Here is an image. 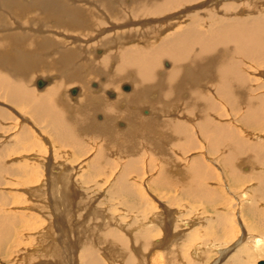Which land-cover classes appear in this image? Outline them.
Instances as JSON below:
<instances>
[{
    "label": "bare ground",
    "instance_id": "1",
    "mask_svg": "<svg viewBox=\"0 0 264 264\" xmlns=\"http://www.w3.org/2000/svg\"><path fill=\"white\" fill-rule=\"evenodd\" d=\"M34 152L38 165L9 163ZM10 177L48 198L40 218L0 192V255L16 249L18 264H178L199 201L216 212L206 234L223 235L185 264H251L264 253V0H0V188ZM231 182L254 185L236 218ZM244 212L257 229L239 230Z\"/></svg>",
    "mask_w": 264,
    "mask_h": 264
},
{
    "label": "rangeland",
    "instance_id": "2",
    "mask_svg": "<svg viewBox=\"0 0 264 264\" xmlns=\"http://www.w3.org/2000/svg\"><path fill=\"white\" fill-rule=\"evenodd\" d=\"M72 90V89H71ZM76 97V96H75ZM243 132V131H242ZM241 132V133H242ZM10 134V133H9ZM36 134V133H35ZM261 133L259 132V134L258 133H253V131L251 132L250 130H248V131H246L245 133H243L242 135H243V137H245V138H247L248 140H253L254 139V136H256V137H258L259 135H260ZM254 135V136H253ZM10 136H11V134H10ZM39 135L37 134V137H38ZM41 139V138H40ZM42 140V139H41ZM64 151L66 152L67 151V149H64V150H61L60 148H59V159H63V156H64ZM70 153V152H69ZM71 154V153H70ZM37 155H40V154H38L37 152L35 153H23L21 156H18V155H16L15 157H14V159H10L11 160V162H9L11 165L13 164V165H16V164H20V163H24V164H26V163H29V164H31V165H33V164H39L42 160H44L45 158H43V156L44 155H42L41 157H39V156H37ZM29 156V157H28ZM30 157H31V160H30ZM33 157V158H32ZM69 157H72L71 155L69 156ZM69 157H67V158H64L63 160L64 161H66L67 163L68 162H72L71 164L73 165V166H76L77 165V160L79 159V157L77 156H75L74 157V159L76 158V161L74 162V159H71V158H69ZM35 158V159H34ZM38 160H37V159ZM40 158V159H39ZM43 158V159H42ZM22 159V160H21ZM70 159H71V161H70ZM14 160V161H13ZM16 160V161H15ZM36 160V161H35ZM62 160V161H63ZM18 161H20V163L18 162ZM80 160H78V162H79ZM13 162V163H12ZM18 162V163H17ZM16 163V164H15ZM213 167V166H212ZM224 169V168H223ZM255 169V168H254ZM255 170H253V172H254ZM43 179H45L46 180V177H44ZM20 179L19 178H17V177H15V178H12V177H10V178H8L7 179V183H8V185H5V187H1L0 188V192H4V193H6V191H7V193H8V195L9 196H11V200H12V202H14V205L12 206V209L11 210H13V211H25V210H27L29 213H34L32 210H34L35 208V210L34 211H36L35 212V215H39L40 213H38V209L39 208H41L42 209V207L45 205V206H47V204H48V198H46L47 196H45V197H43V196H40V197H38V196H34V195H32L31 193L29 194H27L25 191H24V189L25 188H27V187H23V186H21V185H19L18 183V181H19ZM226 181H225V178H223L222 177V181H221V183L220 182H218V181H216V182H214V185H215V187L217 188V189H220V190H222L223 188V185H224V183H225ZM43 183H45V181H42L41 183H39V184H36V186H33V189H34V187H38V188H42V186H43ZM232 183V182H231ZM253 183V182H252ZM18 184V185H17ZM77 184H78V182H77ZM233 184V183H232ZM242 184V183H241ZM241 184H239L240 186H236V184H233L236 188H238V189H240V188H242V190H241V192H231L235 197H237V198H234V196H230L229 195V197H228V200H226V208L227 207H229V209H231L232 210V208H233V211L234 210H236L233 206H232V203L233 204H236V201H237V204H238V207H237V213H235V212H233V214H231L232 215V217L234 216V218H236V215H238V217L240 216V210L242 209V208H244L245 207V205H246V203H247V201H248V198L246 197L247 195H246V193H247V188L250 186V183H248V184H246L245 186H243V184L241 185ZM39 185V186H38ZM248 186V187H247ZM251 186H254V185H252L251 184ZM250 186V187H251ZM14 189V190H13ZM26 190V189H25ZM83 190V189H82ZM10 193V194H9ZM32 197H31V196ZM22 197V198H21ZM15 198V199H14ZM31 198V199H30ZM36 198V199H35ZM151 198V200L154 202V199H152V197H150ZM225 198H227V197H225ZM14 199V200H13ZM23 199V200H22ZM183 199V197L182 198H180V200L178 201V202H180V203H176L175 204V208H177V209H180V210H182V211H187V212H189L188 211V208H186L185 206V204H190V201L189 200H182ZM112 202L113 201V205L114 206H117L118 208H119V204L117 205V203H120L121 201L120 200H118V201H116L117 199H111L110 197L108 198V200L106 199V201L105 200H99V202H104L105 203V206H109V204H108V202H110V201ZM182 200V201H181ZM40 201V202H39ZM43 201V202H42ZM117 203H116V202ZM120 201V202H119ZM45 202V203H44ZM181 202H183V203H181ZM185 202V203H184ZM41 204V205H40ZM181 204H184V205H181ZM217 204H219V203H217ZM261 204V205H260ZM31 205L33 206L32 208H31ZM36 205V206H35ZM113 205H111V206H113ZM220 205H222V204H220ZM259 205L260 206H262V207H264V205H263V203H261V202H259ZM40 206V207H39ZM192 207V209H193V212H190V213H188V215H187V217L185 218V215H184V217H183V219L184 220H188L189 221V219L190 220H195L196 221V219H197V223H195V225L196 224H199V227H197V229H195V233H192L191 232V234H194L195 236L193 237V241H190V244L192 243V244H195V246H192L191 247V245L189 246V247H186V248H188V253H185V252H187V249H185V252H183L182 250V254H181V256L178 254V256H180L181 258H179L178 257V259H176V262L178 263V264H185V262L187 261L185 258H187V259H192L191 258V256H189V254H190V251L192 250V249H195V247L196 246H199V245H204V241L203 240H205V241H209L210 239H211V237H214V239L215 240H217V236L218 237H220L221 235H223L222 233H219V232H212L210 235H207L206 234V231H205V229H206V227H207V222H209V218L211 217V216H214L215 215V211H212L213 209H210L209 207H207L206 206V204L205 203H203V202H201V201H199V202H197V203H195L194 205H191ZM206 206V207H205ZM218 207H221V209H223L222 208V206H219V205H217ZM19 207V208H18ZM25 207V208H24ZM188 207V206H187ZM114 208H116V207H113V210H114V212L112 213V216H116L118 219L120 218V220H121V216L124 214V212L123 211H121L120 209L121 208H117L119 211H118V214H117V209L115 210ZM182 208V209H181ZM191 208H189V209H191ZM209 208V209H208ZM187 209V210H186ZM205 209H206V211L208 212V213H206V211H205ZM264 209V208H263ZM123 210V209H122ZM195 210V211H194ZM243 210V209H242ZM75 211H76V209H75ZM202 211V212H201ZM109 214H110V212H108ZM115 213V214H114ZM156 213H159V211H157ZM242 213V212H241ZM245 213V212H244ZM86 215H87V213L86 212H82V219H80V220H78V218L76 219L75 218V216H74V218H72V220L73 219H75V220H73V221H71V224L70 225H68V227H67V230L68 229H70V230H68L69 231V233H72V234H69L72 238H70V240H72L73 242L74 241H76L77 240V238H75V230L74 229H71L72 228V225H75L76 226V224H78V225H81L82 224V222H83V225H87L88 223H87V221H88V219L90 218V216L88 215V218H86L85 219V221L83 220L84 219V216L86 217ZM40 216V218H44V217H41V215H39ZM123 216H125V215H123ZM243 215L241 214V218L242 219H245V222L247 223V224H245L244 225V222L242 223V222H240V223H238V225L237 226H239L238 228H239V230H240V226H241V228H242V226H243V228H247L249 225L251 226H253V227H255L256 229L258 228L257 227V225H259L258 223H257V219L256 218H254L253 216H251V215H246V213H245V215H244V217H242ZM73 217V216H72ZM216 217V216H215ZM89 224H90V222H89ZM184 223H181L180 225H181V228H182V225H183ZM91 225V224H90ZM90 225H87L86 227H89ZM193 225H194V223H193ZM192 225V226H193ZM246 225H248V226H246ZM16 225H15V223H13L12 224V228L13 227H15ZM245 226V227H244ZM198 228H200V230L199 231H196V230H198ZM74 232V233H73ZM162 233H163V231H161ZM178 233L179 232H181V230H178L177 231ZM186 232V231H185ZM189 233V232H188ZM198 233V235H196ZM200 233V234H199ZM67 235H68V232L66 233ZM241 234V233H240ZM239 234V235H240ZM189 235H190V233H189ZM252 235H254V236H258V234L256 233V231H254V233H252ZM25 237H26V235H25ZM196 240V241H195ZM199 240H200V242H199ZM239 240V236H238V238L236 239V240H234V241H238ZM195 241V242H194ZM8 244V243H7ZM205 244H206V242H205ZM207 245V244H206ZM203 247H206V246H203ZM197 249V248H196ZM16 251V249H13V253L11 252V254H10V257L9 258H6L5 256L3 257L2 256V254L0 255V264H18L16 261L18 260L19 261V257H18V252H15ZM100 254H105L104 252H102V253H100ZM212 254V253H211ZM185 255V256H184ZM183 257V258H182ZM207 260H203L205 263H203V262H200V263H198V262H194L193 261V263H195V264H210V263H212V261H213V259L215 260L216 258H217V255H215V254H212V255H208L207 256ZM181 259V260H180ZM107 260V259H106ZM105 260V261H106ZM179 260V261H178ZM185 260V261H184ZM184 261V262H183ZM262 261H264V253L261 255V256H259V255H257V257L256 258H254L253 260H251V264H260ZM180 262V263H179ZM25 264V263H24ZM115 264H117L116 262H115Z\"/></svg>",
    "mask_w": 264,
    "mask_h": 264
},
{
    "label": "water",
    "instance_id": "3",
    "mask_svg": "<svg viewBox=\"0 0 264 264\" xmlns=\"http://www.w3.org/2000/svg\"><path fill=\"white\" fill-rule=\"evenodd\" d=\"M260 264H264V261H262Z\"/></svg>",
    "mask_w": 264,
    "mask_h": 264
}]
</instances>
